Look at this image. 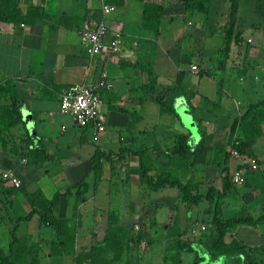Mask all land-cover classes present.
Segmentation results:
<instances>
[{"label":"crops","instance_id":"1","mask_svg":"<svg viewBox=\"0 0 264 264\" xmlns=\"http://www.w3.org/2000/svg\"><path fill=\"white\" fill-rule=\"evenodd\" d=\"M111 3L118 11L106 17L107 41L119 34L122 49L117 55L91 57L82 45L80 32L88 17H100L99 0H0V248L10 244L17 218L31 210L26 193L43 192L52 198L85 177L89 184L79 201L75 190L73 196L61 197L56 215L71 219L70 226L76 232V238L66 247L58 244L53 229L41 226L39 216L20 223L18 236H25L28 244L36 247L34 260L29 256L28 264H85L82 262L89 253H84V246L93 227L90 224L99 222L105 213L108 221L112 208L125 216L120 224L127 222L128 207L137 203L133 198L138 199L137 210L151 211L147 215H153L148 217L149 228H172L183 215L186 225H192V237L201 222L209 229L215 204L205 201L190 207L180 202V193L173 191V196L169 192L175 188L153 190L138 152L145 154L153 174L170 172L183 182L197 183L199 191L206 193L209 184L223 179L231 127L251 104L264 100V83L252 80L248 71L239 67L245 60L241 48L244 42L233 45L225 68L217 62L225 31L215 46V38L220 37L215 25L223 21L226 25L228 2L227 9L218 8L214 16L211 9L208 17L197 10L183 11L181 0ZM149 5H160L171 12L162 17L158 29L144 26V11ZM193 65L202 73H193ZM234 71L246 72L241 77L245 80H239L238 85L233 80ZM104 74L107 84L100 90V120L107 130L94 143L90 129L78 127L71 116L61 113V96L76 83L98 85ZM159 94L165 95L175 114L162 109L156 99ZM258 94L263 99L254 102ZM15 101L21 114L18 120L13 110ZM185 116L190 124L185 123ZM179 134L190 138L189 158L169 154ZM245 137L238 128L234 142ZM258 141L253 153L263 163L262 169L264 158L257 151ZM124 150L127 153L121 155ZM97 151L113 154L116 162L112 169L110 162L103 161L99 182L92 170ZM7 168L22 180L21 190L2 181L1 171ZM260 176L259 172L248 171L243 186H231L220 198L223 220L264 214ZM144 197L147 201H142ZM2 238L7 240L5 245ZM232 241L241 244L245 254L223 257L224 263L240 257L241 264H264V222L241 224L230 230L225 243Z\"/></svg>","mask_w":264,"mask_h":264},{"label":"trees","instance_id":"2","mask_svg":"<svg viewBox=\"0 0 264 264\" xmlns=\"http://www.w3.org/2000/svg\"><path fill=\"white\" fill-rule=\"evenodd\" d=\"M226 1L229 3V9L226 13L227 23L225 25L224 44L220 50L221 60L219 61V65L221 68L226 67L227 62L230 59L233 45H237L244 40V31L242 30V23L239 16L241 0ZM254 1L255 11L258 10L261 15H264V0ZM213 4L214 0H181L180 7L183 11L197 10L199 13L208 17L211 13ZM172 8L176 10L175 6ZM170 13V10L166 7L160 5H149L144 11V26L147 29H158L161 25L162 17ZM262 22L258 24V27H264V21ZM253 25H255L254 28H257L256 23ZM156 99L164 111L175 114V110L167 104L164 94L157 95ZM263 108L264 100L256 104H251L248 111L233 124L228 139L230 151L225 153L226 166L224 164V168L222 169L224 172L223 179L215 180L213 183L209 184L206 193H201L199 191L197 183L193 181L183 182L170 172H165L160 175L153 174L151 165L145 161V154L143 152H138L143 159L142 167L145 171V177L148 179V184L153 190L166 187L175 188L180 193V202L190 207L198 206L205 201L215 204L213 211V224L215 226V232L210 243H196L194 241H189L188 239L179 241V246H186L190 252L195 253L194 264H202L206 262L208 260L207 257H209L208 255L215 257V259H221L226 256L232 257L235 255H244L243 246L237 241H232L231 244L225 243L228 232L237 228L241 224L257 225L258 223L264 222V214L258 218L241 216L232 217L227 220H223L219 214L220 198L227 194L231 186H234L231 179V173L235 161L231 160V150L234 148L243 156L245 155L257 158V156L253 153V147L257 141L264 136V115L262 111H260ZM13 110L16 114L17 120L20 119L21 114L17 101L13 104ZM238 128L242 129L246 137L243 140L234 142V136ZM177 139L178 143L169 151V154L189 158L191 149L189 136L179 134L177 135ZM126 153L127 151L124 150L121 152V155ZM104 160L111 163L112 169L115 168L116 162L113 154L97 151L92 158V170L96 173L97 182L102 179ZM258 161L260 166L263 165L259 159ZM221 165L223 166L222 163ZM86 180L87 178L85 177L78 184L69 187L65 193H57L52 198H48L43 192H36L33 194L26 193L31 210L28 214L17 218L15 227L11 231L12 240L10 244L7 248H0V264H28L29 256H32L34 260L36 247L30 246L26 237H19L17 232L20 223L31 221L35 216H39L41 226L54 230L56 238L59 242L58 244L62 247H66L70 240H74L76 238V232L70 226L71 219L60 218L56 215V213L61 205V197H71L73 196V190H75L76 200L79 201L83 195L88 192L89 184ZM21 189L22 188H19V190ZM8 191L15 192L16 190L8 189ZM77 207L78 204L76 203L74 205L75 217L77 216ZM116 213L118 214L117 211ZM108 218L109 235H114L122 230L123 227L117 226L118 221L114 211L109 214ZM248 260L249 262H252L249 256Z\"/></svg>","mask_w":264,"mask_h":264},{"label":"rangeland","instance_id":"3","mask_svg":"<svg viewBox=\"0 0 264 264\" xmlns=\"http://www.w3.org/2000/svg\"><path fill=\"white\" fill-rule=\"evenodd\" d=\"M226 0H214V4L212 6L213 16L219 8H228V3ZM254 0H241V8H240V19L242 23V30L244 31V44L241 48L244 49L243 52L245 55V60L239 64L241 69H245L248 71L250 77L254 81L263 82L264 83V27H258V24L264 21V15H261L257 10L255 11ZM212 16V17H213ZM220 16L219 18H221ZM219 20V19H218ZM226 21L217 25L214 23L217 30H219V36L215 38V46L222 41L223 33L226 28H224ZM257 24V28H254ZM263 23V22H262ZM260 29V30H259ZM218 55L215 57V59ZM221 60V57L217 58V62ZM216 62V61H215ZM199 67V66H198ZM243 67V68H242ZM237 69V67H234ZM200 70V74L201 69ZM234 70V69H233ZM235 74L233 80L236 85H238V81H243L241 77L246 74V72H237ZM241 78V79H240ZM263 97L258 94L254 97V102L262 100ZM264 115V108L261 109ZM184 121L186 124H190L189 119L185 116ZM257 151L261 154L262 158H264V137L258 141ZM213 161V160H212ZM211 161V162H212ZM214 167V166H213ZM262 171V172H260ZM258 171L260 173V178L262 179L259 184V190H264V167ZM259 175V174H256ZM253 175V176H256ZM251 176V175H249ZM248 176V177H249ZM250 183H253L249 178ZM138 186V184L136 185ZM254 186H258L254 183ZM140 187V185L138 186ZM175 192L179 195V192L176 189H171L169 192ZM173 192V196H174ZM136 200V204L133 205L132 208L129 209V213L127 216L128 220L125 223L120 224V220H122V216L119 213L117 214L116 208H112L109 210V214L114 211L118 224L117 226L123 227L121 231L114 235H109L108 233V221L106 220V213L104 216L102 215V219L97 223H91L93 227L90 231H88V235L90 236V240L86 241V246L84 253H89V258L85 259L82 263L85 264H194L195 253H192L188 250L186 246H179L180 240H189L194 241L196 243H207L212 240V237L215 232V226L213 224L212 219H209L210 223L212 222L213 226H209V229L206 228L205 224L201 222L202 226L205 227V230H197L195 229L191 236L189 235L191 224L186 225L185 216H180L178 218L177 224H174L172 228L164 229V227L149 228L148 224L149 215L151 211H139L137 208L140 207L138 204V199ZM147 201V198L144 197L142 201ZM177 201L173 202L172 206L176 204ZM138 204V205H137ZM105 212H107V206L105 205ZM144 210V209H143ZM22 212V211H20ZM109 216V215H108ZM125 216H123L124 218ZM153 220V218L151 219ZM191 223V221H190ZM208 226V225H207ZM138 227V228H137ZM4 236V235H3ZM6 236V235H5ZM7 239V237H6ZM5 238L1 239V243L5 245L7 242ZM7 246V245H6ZM207 261L202 264H227L224 263V260L215 259L211 255H208ZM211 260V261H209ZM226 261V260H225ZM242 259L239 257L236 262H232L229 260L228 264H241ZM243 264V263H242ZM253 264V263H252Z\"/></svg>","mask_w":264,"mask_h":264},{"label":"built area","instance_id":"4","mask_svg":"<svg viewBox=\"0 0 264 264\" xmlns=\"http://www.w3.org/2000/svg\"><path fill=\"white\" fill-rule=\"evenodd\" d=\"M101 7L98 11L99 18L90 16L87 18L81 32V42L91 57L102 54L117 55L123 45L122 37L117 34L107 41L109 26L106 17L118 11L111 0H99ZM193 73H199V67H191ZM107 84V75L98 85L88 83H76L67 87L61 96V113L71 116L76 125L82 129H90L91 138L94 143L100 141L101 136L106 132V126L100 120V110L103 104L100 90ZM232 160L235 167L231 173L232 183L235 187H241L246 183V173L260 171V163L257 158L243 156L236 149L231 150ZM2 181L10 187L22 188L23 182L15 171L7 168L1 171ZM138 228V227H137ZM205 230V227L196 229Z\"/></svg>","mask_w":264,"mask_h":264}]
</instances>
